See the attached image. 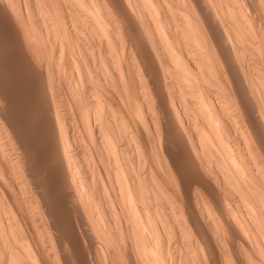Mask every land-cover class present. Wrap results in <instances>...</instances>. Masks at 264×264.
Masks as SVG:
<instances>
[{
	"label": "bare ground",
	"instance_id": "bare-ground-1",
	"mask_svg": "<svg viewBox=\"0 0 264 264\" xmlns=\"http://www.w3.org/2000/svg\"><path fill=\"white\" fill-rule=\"evenodd\" d=\"M0 29L43 151L0 114V264H264V0H0Z\"/></svg>",
	"mask_w": 264,
	"mask_h": 264
},
{
	"label": "rangeland",
	"instance_id": "rangeland-1",
	"mask_svg": "<svg viewBox=\"0 0 264 264\" xmlns=\"http://www.w3.org/2000/svg\"><path fill=\"white\" fill-rule=\"evenodd\" d=\"M15 55L14 50H11L7 45L0 47V83L3 82V85H0L2 95L4 94L3 103L0 104V108L2 106L3 110L0 109L2 110L0 114H3L6 124L15 138L21 143L23 141L30 153H41L43 151L37 141L39 132L36 130L37 114L34 112V91L30 88L28 75L24 74L23 68H19L14 64ZM46 181L47 177L44 176L43 182ZM53 205L52 202L51 206L53 207ZM55 206L53 208L57 211L58 208Z\"/></svg>",
	"mask_w": 264,
	"mask_h": 264
}]
</instances>
